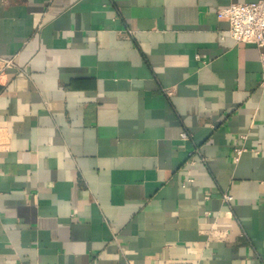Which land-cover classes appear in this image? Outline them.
<instances>
[{
	"label": "crops",
	"instance_id": "crops-1",
	"mask_svg": "<svg viewBox=\"0 0 264 264\" xmlns=\"http://www.w3.org/2000/svg\"><path fill=\"white\" fill-rule=\"evenodd\" d=\"M257 1L0 0V264H264Z\"/></svg>",
	"mask_w": 264,
	"mask_h": 264
},
{
	"label": "built area",
	"instance_id": "built-area-1",
	"mask_svg": "<svg viewBox=\"0 0 264 264\" xmlns=\"http://www.w3.org/2000/svg\"><path fill=\"white\" fill-rule=\"evenodd\" d=\"M217 15L221 18H227L229 22V27L225 31V35L237 42L254 44L261 49L262 78L259 87L264 91V0L251 3H231L219 9ZM131 33L132 31L128 30V34ZM11 65H14L12 60L5 61V67H10ZM181 139L189 140L190 134L186 131L182 132ZM236 152V158L238 159L242 150L237 149ZM195 153L198 154L199 150H194L192 154ZM223 200L230 204L233 197L224 194Z\"/></svg>",
	"mask_w": 264,
	"mask_h": 264
}]
</instances>
